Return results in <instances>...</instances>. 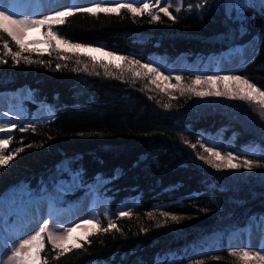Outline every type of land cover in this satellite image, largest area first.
<instances>
[{"label": "trees", "instance_id": "obj_1", "mask_svg": "<svg viewBox=\"0 0 264 264\" xmlns=\"http://www.w3.org/2000/svg\"><path fill=\"white\" fill-rule=\"evenodd\" d=\"M167 1L178 17L175 22L163 13L159 14L162 22H156L147 14L134 17L122 9L121 15L77 13L53 28L72 42L139 59L166 76L180 75L182 83L208 75V65L216 66L220 56L256 38L254 52L228 71L264 89V10L260 0ZM35 2L40 8L43 0ZM123 2L91 0L81 6ZM198 4L202 7L197 8ZM74 6L72 0L66 7ZM177 6H182L179 13L175 12ZM36 29L45 40V30ZM56 47L73 58L57 61L55 54L48 55L47 47L35 48L31 56L51 60L50 66L28 65L23 60L14 66L10 57L0 64V94L26 93L19 101L22 109L15 122L36 129L14 131L16 139L10 148L20 147L21 142L32 147L0 168V197L26 189L33 203L26 213L40 215L92 191L107 208V215L100 214L96 220L107 227L111 219L120 231L97 233L89 237L90 243L82 242L81 249L58 260L47 245L41 255L48 264H244L230 253L241 251L236 246L240 233L246 234L252 222L264 221V168L217 171L196 155L202 152L198 141H207L222 152L264 163V118L260 115L264 109L224 97L181 96L171 87L176 84L174 79L158 80L171 94L166 95L148 84L147 78L133 83L130 74L121 77L120 59L115 64ZM12 50H17L15 45ZM74 53L89 64L103 62L111 74L105 76L101 68L97 69L99 75L91 69L73 72L78 67ZM56 63L68 67L57 70ZM214 74L220 75L217 70ZM164 103L172 106L165 109ZM42 104L49 114L34 121V111ZM189 143L197 144V149ZM253 146L257 148L250 150ZM63 183L73 184L68 192L59 191ZM120 211L132 215L119 217ZM162 212L181 219L178 223L166 220ZM211 241H215L213 248H209ZM248 264L257 262L250 257Z\"/></svg>", "mask_w": 264, "mask_h": 264}, {"label": "snow or ice", "instance_id": "obj_2", "mask_svg": "<svg viewBox=\"0 0 264 264\" xmlns=\"http://www.w3.org/2000/svg\"><path fill=\"white\" fill-rule=\"evenodd\" d=\"M16 0H0V42H2V55H0V64L7 63L6 57H10L13 65H19L21 60L25 64L31 65L33 63L45 64L49 66L52 61H43L40 59L33 60L31 54L36 51L35 48H30L29 45H36L45 43L48 46V55L51 57L55 54L57 61L63 60L68 61L73 56L66 54L63 50L58 49L53 44V40L58 41L61 45H65L73 50L87 49L94 47L82 43L72 42L66 37L60 35L58 31L54 30L53 25H63L66 23L65 18L75 15L77 13H88L93 16L99 12L111 13L114 12L117 15H121L122 9L127 11L133 16H141L147 14L151 21L162 22L160 13H163L169 20L175 22L178 17L173 15L171 12V5L164 4L163 0H151V2H142L139 4L131 2V0H125L123 3H115L114 5L107 6L101 3H95L91 7L87 6H74L65 7L63 10H56L50 14H44L42 16L32 17H21L14 10ZM261 10H264V0H260ZM189 9L192 5H188ZM197 8L202 5H196ZM182 10V6H177L175 12L179 13ZM41 28L45 32V40H32L28 44L23 42V34L29 29ZM6 35L7 39H3ZM12 45H15V51L12 50ZM96 51L102 49L96 48ZM28 53V55H24ZM109 56H115V53H107ZM43 53H37V56H42ZM76 55L75 63L78 67H74L71 70L73 72H88L91 69L96 75H99L98 68L104 69L105 76L110 75V68L108 65L100 62H88L82 61L79 55ZM122 61L121 77L130 74L133 78V83L137 78H147L148 84L155 85L161 92L166 95H171L167 92V89L161 87L157 81H170L175 80L176 84L171 85L181 96L190 94L199 98L207 97H224L229 100L249 101L253 104H257L260 109H264V89H261L256 84L250 81L249 78L240 75H196L190 83H182L183 78L180 75L166 76L157 68L149 63H142L139 59L131 58L128 56H119ZM56 69L59 70L62 67H68L67 63L61 65L56 63ZM231 82L230 87L221 88L222 83L227 84ZM147 87V85H145ZM151 90V89H149ZM149 99H152L150 96ZM159 103V101H158ZM172 105L164 103L165 109L170 108ZM4 113V116H7ZM261 118H264V111L260 113ZM31 131L35 132V127H31L28 123L23 125L17 124L14 120L9 119L7 122H0V168L6 167L13 161L16 156L25 151V148H31L32 144L26 146L22 144L20 147L10 148L9 146L16 139L14 131L21 133ZM188 143V142H186ZM199 148L202 152H198L196 159L202 161L214 170H247L251 171L254 167L264 168V163L254 162L247 158H241L239 154H234L232 151L222 152L218 147L209 144L207 141H198ZM193 150L197 149V144L188 145ZM205 153L207 155H205ZM131 211H120L119 217H131ZM149 219H153L151 213L148 214ZM166 220L173 222H179L181 217L176 215H170L162 212L160 214ZM107 218V217H106ZM6 222L3 220L2 214H0V264H48V260L42 257V253L45 252L46 246L51 245V249L56 253L54 259H59L65 253H70L73 249H81L83 243H90L89 237L97 233H108L111 229L120 231V228L111 220H108V226L103 227L99 220L94 218L82 219L81 223H77L74 226L63 227L61 231H55L48 219H43L37 225L38 230L34 233L22 234L18 238H11L4 240L3 229ZM83 226H88L89 230L83 232L80 236H74L73 233L77 232V229ZM160 226L159 224L157 225ZM261 229L264 230V221L261 222ZM145 231V229H141ZM26 236V238H25ZM83 242V243H82ZM9 248L11 254L9 255ZM264 248L258 251L241 250L239 252L233 251L230 255L238 257L244 264H248L250 257L254 258L257 264H264ZM4 256H7V261H4ZM218 259V258H217Z\"/></svg>", "mask_w": 264, "mask_h": 264}, {"label": "rangeland", "instance_id": "obj_3", "mask_svg": "<svg viewBox=\"0 0 264 264\" xmlns=\"http://www.w3.org/2000/svg\"><path fill=\"white\" fill-rule=\"evenodd\" d=\"M72 0H43L40 8H36L35 0H16L14 10L21 17L36 18L44 14H50L56 10H61L66 7ZM75 5L81 6L90 4L91 0H74ZM164 4H168V1H163ZM32 40H43L41 33L36 28L29 29L23 34V42L28 44ZM256 38L250 39L243 45L237 46L233 50L227 52L224 56H220L217 60L216 66L208 65V75H213L214 70H217L220 75H229V69L238 63L241 58H248L255 50ZM54 45L66 50H73L65 45H61L58 41L53 40ZM32 48H38L39 50H45L48 46L45 43L36 45H29ZM97 47H89L87 49H79L77 51L84 52L94 59H103L105 61H111L118 63L119 58L117 55L109 56L105 50L96 51ZM225 87H230L231 82L227 84L222 83ZM26 97L24 90H18L14 92H7L0 94V122H7L9 119L18 120L21 114V106L19 101ZM7 113V116H4ZM49 114V108L45 105L39 106L32 116L33 120H41L47 117ZM2 135V134H0ZM257 147L253 146L250 150H255ZM73 184H61L59 186L60 192H68ZM58 200H63L60 194H57ZM33 203H31V197H29L27 190H19V193L7 192L0 197V214L3 216V220L6 222L3 229L4 240L11 238H18L22 234L34 233L38 230L37 225L43 219H48L51 227L59 232L63 227L74 226L77 223H81L82 219L96 218L98 215H107V208L103 202H99L94 196L93 192H87L81 195V198L77 200H70L65 203L64 206L56 211L42 212L40 215L32 213H26L28 209H31ZM29 218V219H26ZM261 221L252 222L249 230L246 234L240 233L239 238L236 239V246L241 250L258 251L264 248V230L260 227ZM88 226H83L77 229L74 236H80L83 232L88 231ZM26 238V236H25ZM234 243L231 242L230 245ZM215 247V241L209 243V248ZM11 249L9 248V255ZM4 261H7L8 257L4 256Z\"/></svg>", "mask_w": 264, "mask_h": 264}]
</instances>
